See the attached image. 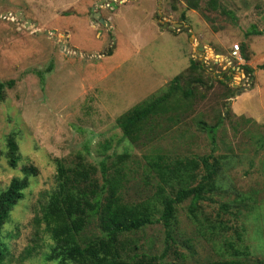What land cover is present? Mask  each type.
Returning a JSON list of instances; mask_svg holds the SVG:
<instances>
[{
    "label": "rangeland",
    "instance_id": "1",
    "mask_svg": "<svg viewBox=\"0 0 264 264\" xmlns=\"http://www.w3.org/2000/svg\"><path fill=\"white\" fill-rule=\"evenodd\" d=\"M97 1L0 0V81L13 80L0 102V191L23 165L37 168L2 226L4 264H56L48 259L53 241L35 222L55 186V158L70 164L81 153L98 166L104 155L123 152L122 193L133 202L154 189L146 163L152 154L211 153L219 164L216 189L197 202L195 216L184 200L169 237L162 222L125 235L134 251L165 250L163 264L264 263V0H192L193 8L188 0H116V8L109 3L115 0ZM97 10L104 23L93 17ZM236 42L244 44V77L211 55H226ZM190 59L199 65L192 76L204 81L193 83L195 95L131 112L156 121L134 142L123 139L117 121L174 75L188 76ZM9 137L18 147L15 167L5 155ZM97 231L91 223L84 235Z\"/></svg>",
    "mask_w": 264,
    "mask_h": 264
},
{
    "label": "trees",
    "instance_id": "2",
    "mask_svg": "<svg viewBox=\"0 0 264 264\" xmlns=\"http://www.w3.org/2000/svg\"><path fill=\"white\" fill-rule=\"evenodd\" d=\"M240 48L244 49L243 43ZM197 67L198 62L190 59L186 68L190 70L188 76L176 74L160 94L149 96L124 114L117 121L122 138L134 142L149 128L150 125L145 128L147 123L156 121L153 114L143 113L138 117H130L131 112L146 109L152 111L170 104L172 99L193 97V83H204L200 76H192ZM243 67L247 72L252 71L247 65ZM259 67L264 69V64ZM224 77L230 78L231 74ZM219 82L226 85L227 91L232 94L233 88L221 79ZM12 85L13 80L0 81V102L5 98L6 87ZM216 125L209 126L208 131L213 134ZM107 147L108 145L103 146L104 149ZM17 150V143L9 137L5 155L13 167L19 159ZM127 157V152L120 153L115 158L104 155L98 166L87 161L81 153L70 164H66L61 158L54 159L55 186L46 194L39 214L35 216V222L44 225V230L53 241L48 259L56 260V264H163L165 250L161 255L134 251L137 249L136 243L125 238V235L155 222H162L169 237L170 226L175 221L176 205L189 199L188 211L195 216L197 202L216 189L219 164L211 153L198 157H170L155 153L146 162L147 170L150 171L147 175L154 179L153 191L139 201H128L122 193L128 180ZM21 172V176L13 177L5 189L0 191V233L11 209L23 198L29 177L37 172V168L23 165ZM156 214H159L158 217ZM91 223H95L98 231L85 236L84 231ZM234 252L240 251L235 249ZM5 254L6 246L0 235V264H4ZM208 264L247 263L239 258H226Z\"/></svg>",
    "mask_w": 264,
    "mask_h": 264
},
{
    "label": "built area",
    "instance_id": "3",
    "mask_svg": "<svg viewBox=\"0 0 264 264\" xmlns=\"http://www.w3.org/2000/svg\"><path fill=\"white\" fill-rule=\"evenodd\" d=\"M207 59L208 58L204 56L203 61L207 62ZM212 59H213V62L218 63L224 69L225 68L231 69V70L235 69L237 72L242 71L241 64L243 63V59H242L239 43L237 42L232 44L229 53H227L226 55L212 53ZM232 61H235L236 64L234 65ZM241 76L244 77L243 72H241ZM237 78L240 79L239 75H237Z\"/></svg>",
    "mask_w": 264,
    "mask_h": 264
},
{
    "label": "crops",
    "instance_id": "4",
    "mask_svg": "<svg viewBox=\"0 0 264 264\" xmlns=\"http://www.w3.org/2000/svg\"><path fill=\"white\" fill-rule=\"evenodd\" d=\"M106 1V0H105ZM127 2L128 0H123V2ZM155 1V0H154ZM100 2V0H98L97 1V4H102V3H99ZM104 2V1H103ZM116 2L117 3H119L120 1H116L115 0V2H113V1H109V3H110V6L111 7H114V8H116L117 7V5H116ZM124 2V3H125ZM122 3V2H121ZM155 5V4H154ZM98 11V10H97ZM97 11H95V12H97ZM95 12H93L92 13V15H93V17L94 18H97V20L100 22V23H104V19L101 17V11H98V12H100V14H95ZM152 15H153V12H152ZM94 18L92 19L93 21H94ZM111 19V18H110ZM154 27H155V29H156V31L158 32V31H164V32H167L165 29H159L158 27H157V25L156 24H154ZM160 33V32H159ZM168 33V32H167ZM213 53V52H212ZM212 53H211V55H212ZM218 54H222V53H218ZM189 66V64L187 63L186 65H185V68H184V70L187 68ZM183 71V70H182ZM175 76V75H174ZM171 79V78H170ZM169 79V80H170ZM167 82V81H166ZM165 82V83H166ZM245 92H242V93H240V94H244ZM233 109L235 110V111H243V110H241V106L239 105V104H237V105H235V104H233Z\"/></svg>",
    "mask_w": 264,
    "mask_h": 264
},
{
    "label": "water",
    "instance_id": "5",
    "mask_svg": "<svg viewBox=\"0 0 264 264\" xmlns=\"http://www.w3.org/2000/svg\"><path fill=\"white\" fill-rule=\"evenodd\" d=\"M103 1H105V0H100L99 3H102ZM187 6H188V7H191V8L194 7V5H193V3H192V0H188ZM95 14H100V12L97 11V12H95Z\"/></svg>",
    "mask_w": 264,
    "mask_h": 264
}]
</instances>
